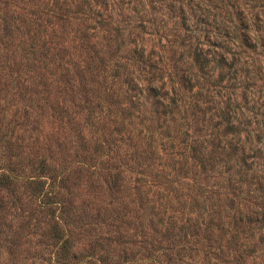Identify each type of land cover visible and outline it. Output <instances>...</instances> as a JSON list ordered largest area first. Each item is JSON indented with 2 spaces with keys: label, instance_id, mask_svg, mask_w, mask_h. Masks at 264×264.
<instances>
[{
  "label": "rangeland",
  "instance_id": "rangeland-1",
  "mask_svg": "<svg viewBox=\"0 0 264 264\" xmlns=\"http://www.w3.org/2000/svg\"><path fill=\"white\" fill-rule=\"evenodd\" d=\"M0 175V264H264V0H0Z\"/></svg>",
  "mask_w": 264,
  "mask_h": 264
},
{
  "label": "trees",
  "instance_id": "trees-1",
  "mask_svg": "<svg viewBox=\"0 0 264 264\" xmlns=\"http://www.w3.org/2000/svg\"><path fill=\"white\" fill-rule=\"evenodd\" d=\"M198 56V54H195V60L196 61H199V57H197ZM2 178H4V176L3 175H0V180L4 183L5 181H6V179H4V180H2ZM54 225V227H53V230H55V231H57L58 230V227H56L55 225H56V223L55 224H53Z\"/></svg>",
  "mask_w": 264,
  "mask_h": 264
}]
</instances>
